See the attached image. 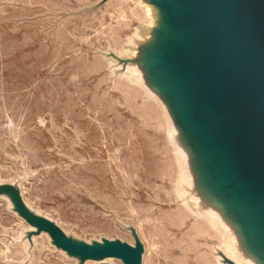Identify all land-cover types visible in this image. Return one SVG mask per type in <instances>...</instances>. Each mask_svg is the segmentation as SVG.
<instances>
[{"label": "rangeland", "instance_id": "1", "mask_svg": "<svg viewBox=\"0 0 264 264\" xmlns=\"http://www.w3.org/2000/svg\"><path fill=\"white\" fill-rule=\"evenodd\" d=\"M13 1H16V2L13 3ZM21 1H23V3ZM35 1L34 0H28V1L27 0H7L5 3L3 0H0V4H1L0 5V48H1V50H0V70H1L0 76L1 75L4 76V77H0L1 78L0 81H2V82H0V89H1L0 98L2 96V99H0V130H1L0 131V134H1L0 135V145H1V148H0V164H1L0 165V174H1L0 175V187H5V186L15 187L20 192V195H21V198H22L24 204L25 205L27 204L28 206L27 205L26 206L35 215L42 217V218L54 223L62 231L65 230L63 232L69 238L73 239L74 241H77L79 243H84V244L90 245V246L94 245V244L103 245L104 241H109V242H120L122 244H127L129 246L136 247V239H135V235H134V233H136L137 237L139 238V240H140V242L144 248V252L142 255V264H145L146 262H150V263H146V264H165V262H166V264H174L175 255L178 254L179 251L176 248H174L173 250L170 248H167L168 245H166V244H168V242H175V240H177V238L179 239L181 237V234L177 230H174L173 228H170L167 225H162L156 221L157 220L156 217L161 212L168 211V210L175 208V206H172L167 202V196H166L171 191L170 177L172 174H174V172H173L174 171L173 170L174 169L173 168V165H174L173 155H172V152L170 151V149H168L169 146L166 143L167 141L165 139L163 132L161 130H159V127L157 126L156 122H154L155 120L152 117L153 114L149 115V114L144 112L143 107L141 106V99L140 98H139V101H138V99L130 100L128 98L127 94L124 92V86H123L124 84L122 83V79L124 77V74L126 73L127 67L132 65V63L129 62L132 59H131V57L122 56L120 54L121 47L123 45H126L128 40L133 36V34L135 33V31L137 29L138 30L140 29L144 33V35H147L148 33L150 34L149 29H147L142 24V18L141 19L139 17L136 18L130 14L131 10L136 9L134 6V4H135L134 2H136V1L139 2L140 0H128L123 5L120 4V2H119L120 0H89V2H88V0L87 1L81 0L82 2H80V0H78V1L77 0H50V1L49 0H35ZM38 2H40V3H38ZM44 2L46 4H44ZM30 3H32V4H30ZM88 3H90V4H88ZM113 3H115V5ZM37 4H39V5H37ZM42 4H43V6H42ZM86 5H88V6H86ZM110 5H112V6H110ZM29 6H31V7H29ZM8 8H10V9H8ZM105 9H106V11H105ZM121 9H124L127 12V18H125V19L119 18L118 12ZM52 10H53V12H52ZM54 11H55V13H54ZM16 12L21 17L18 14H16ZM98 13H100V14H98ZM11 14H13L14 16ZM7 16H8V18H7ZM17 16H18V18H17ZM98 16H99V18H98ZM70 19L71 20L75 19V21L72 20V22H71ZM95 19H96V21H95ZM3 20H5L6 22ZM7 21L9 23H11V22L12 23L8 24ZM10 25L12 28L10 27ZM60 25H62V26H60ZM88 25H90V26H88ZM83 27H84V29H83ZM6 28L8 30H6ZM9 28H10V30H9ZM76 28H78V29H76ZM89 28H90V30H89ZM81 29H83V30H81ZM106 31H107V33H106ZM66 32H68V33H66ZM27 33H29V34H27ZM30 33H31V35H30ZM79 34H81L82 36ZM11 35L13 37H11ZM22 36L23 37L25 36V37L23 38ZM15 37H17L18 40ZM97 38H99V39H97ZM6 41H8V42H6ZM88 41H89V43H88ZM18 42L20 44H18ZM35 42H37V43H35ZM73 46H75L76 49ZM141 46H142V43H139L138 48ZM34 47H36V48L34 49ZM78 50H79V52H78ZM99 50L103 51V53L100 52ZM72 54L75 57H73ZM78 54H81V55H78ZM84 55L86 57H84ZM16 57H19V58L17 59ZM75 58H76L78 63L76 62ZM81 58H83V59H81ZM2 59H3V61H2ZM73 59L75 60V62ZM97 60L98 61L100 60L101 62L97 63ZM125 61H126V63H125ZM85 62H87V63H85ZM16 63L18 65H16ZM3 67H4V69H3ZM102 67H103V69H102ZM54 69H56V70H54ZM80 69H82V70H80ZM117 69H119V70H117ZM39 70H41V71H39ZM91 70L94 71L95 73L98 72L99 74L97 73L94 76V72H92ZM60 72H62V73H60ZM86 72H89V73H86ZM110 72H111V75H110ZM48 73H49V75H48ZM67 73H68V75H67ZM75 73H77V74H75ZM90 73H91V75H90ZM57 74H59V75H57ZM105 75H108V77ZM93 76H94V78H93ZM109 76H111V77H109ZM9 77L11 79H9ZM54 78H56V79H54ZM81 78L83 80H80ZM108 78H110V79H108ZM6 79H8V80L5 81ZM65 79H66V81H65ZM71 79H73V80H71ZM97 80H99V81H97ZM107 80H109V82ZM25 81L26 82L28 81L29 83L27 84ZM38 81H39V83H38ZM113 82L114 83L116 82V83L114 84ZM44 83L47 85H43ZM6 85H8V86H6ZM97 85L101 86V87H98ZM32 86H33V88H32ZM77 86H78V88H77ZM92 86H94V87H92ZM16 88H18V89H16ZM34 90H38L39 92L34 91ZM40 90H43V91H40ZM65 90H66V92H65ZM58 91H61V92H58ZM86 91L88 94L86 93ZM98 91H99V93L97 94ZM3 92H5V93H3ZM100 94H101V96H100ZM22 95H23V97H22ZM82 95H84V96H82ZM90 95H91V97H90ZM5 96H6V98H5ZM85 96H86V99H84ZM94 96H96V99L98 101H95ZM99 96H100V98H99ZM25 97L27 99H25ZM39 97H41V98H39ZM58 97H59V99H58ZM76 97H78V98H76ZM9 98L11 99V101ZM32 98L34 99V101L37 100V101H35L36 103L33 101L31 102V100H33ZM82 98L84 99V101L80 100ZM3 99L4 100L7 99V100L3 101ZM100 100H102V101L100 102ZM29 101L31 104L29 103ZM88 101H90V103ZM8 102H9V104H8ZM46 102H48V103H46ZM79 102H81V103H79ZM45 103H46V105H48L47 106L48 108L46 107ZM83 103L85 106H83ZM2 104H4V105H2ZM35 104H38L39 106H36ZM58 104H60V105H58ZM61 104H63V105H61ZM71 104H73L74 106ZM78 104L80 105V107L78 106ZM96 104H97V106L99 105L98 107H100V108H98L96 106ZM120 104H121V106H120ZM81 105H82V107H81ZM33 106H34V108H33ZM88 106L91 109H89ZM94 106H95V108H94ZM7 107H9V108H7ZM24 107H25V109H24ZM40 107H42V108H40ZM74 107H75V109H74ZM96 107H97V109H96ZM132 107H133V109H132ZM21 108L23 109V111ZM78 108H81V110ZM138 108H140V109L137 110ZM15 109L18 111H16ZM53 109H55V110H53ZM14 110L17 112V114ZM29 110H31V111H29ZM35 110H37V111H35ZM72 110L74 112H72ZM128 110H129V112H128ZM32 111H34V113ZM94 111H95V113H94L95 115H92V113ZM96 111H98V112H96ZM102 111H104V112H102ZM125 111H126V113H125ZM44 112H45V114H44ZM65 112H66V114H65ZM70 112H72V113H70ZM113 112H114V114H113ZM136 112L139 114V116ZM52 113H54V114L52 115ZM117 113H119V116ZM14 114H15V116H12ZM32 114H34V116ZM68 115L70 118H68V117L66 118V116H68ZM106 115H108L109 117ZM112 115L115 117H113ZM58 116H59V118H57ZM64 116H65V118H64ZM73 116L75 118H73ZM89 116L92 119L94 116L95 117L93 120L92 119L90 120V118H88ZM132 116H133V118H132ZM16 117L18 119L19 118L20 119L18 120ZM44 117H45V120H44ZM122 117H123V119H122ZM6 118H9V119H6ZM109 119H111V120H109ZM116 119L119 120V122H117ZM121 119H122V121H121ZM150 119H152V120L150 121ZM9 120L12 122H10ZM67 120L69 123L67 122L65 124L64 122ZM85 120H87V121H85ZM94 120L97 122H95ZM139 120H140V122H139ZM1 121H4V122L1 123ZM50 121L51 122L54 121V122L50 123ZM59 121L61 122V124ZM82 121L84 123H82ZM90 121L92 123H90ZM62 122H63V124H62ZM107 122H108V124H106ZM89 123H90V125H89ZM128 123H130V124L132 123V125L134 124L133 125L134 127ZM1 124H2V126H1ZM55 124H57L58 126ZM72 124H73V126H72ZM82 124H83V126H82ZM87 125H89V126H87ZM128 125H130V126L127 127ZM124 126H125V128H124ZM57 127H59V128H57ZM119 127L121 130L119 129ZM32 128H33V130H32ZM52 128H53V130H52ZM74 128H76V129H74ZM112 128H113V130H112ZM126 128L127 129L129 128V129L127 130ZM134 128L135 129L137 128V129L134 130ZM31 130L33 132H31ZM152 130H153V132H152ZM10 131H11V133H10ZM98 131H99V133H97ZM112 131H113V133H112ZM135 132H137V135ZM30 133H31V135H30ZM149 133H151V134H149ZM32 134L34 135V137L37 136V139L34 138ZM15 135H18V136H15ZM50 136H52V137L50 138ZM75 136H76V138H75ZM105 136H107V137H105ZM45 137L47 138L48 141L45 139ZM80 137H81V139L82 138L83 139L81 140ZM142 137H144V139ZM146 137H147V139H146ZM23 138H25V139H23ZM30 138L32 140H30ZM110 138H112L113 141L110 140ZM135 138H137V139H135ZM138 138H139V140H138ZM53 139H55L56 141H54ZM79 139H80V141H79ZM161 139L163 141H161ZM33 140H34V142H33ZM77 140H78V142H77ZM30 141H31V143L35 144L36 146L31 144ZM65 142H66V144H65ZM101 142L103 143L104 146L101 145L102 144ZM142 142L143 143L145 142V143L143 144ZM148 142L150 144H148ZM162 142H164V144L166 145L165 147H164V144ZM43 143H44V145H43ZM57 143H59V144H57ZM67 144L69 146H67ZM87 144H89L90 147ZM90 144H92V145H90ZM17 145H18V147H17ZM118 145H121V146H118ZM31 146L34 147V149L36 148L37 153L33 148H31ZM60 146H62V147L64 146L63 150H62V147H60ZM152 146L154 149L152 148ZM158 146H159V148H158ZM105 147H106L107 151H106ZM134 147H136V148H134ZM46 148H48V149H46ZM126 148H128V151H126L127 150ZM1 150H2V152H1ZM59 150H62V151L59 152ZM121 150L124 152H121ZM67 151H69V153ZM159 151H161V152H159ZM102 152H103V154H102ZM129 152H131V153H129ZM166 152H168V153H166ZM147 153H148V155L150 154V156H148ZM61 154H63V155L65 154V155L63 156ZM93 154H95V155H93ZM110 154H111V156H110ZM120 154H122V155L120 156ZM14 155H15V157H14ZM153 155L155 157L152 158L151 156H153ZM68 156L72 157L73 159H70V157H68ZM74 158H77V159L74 160ZM96 158H98V159H96ZM113 158H114V160H113ZM146 158H149V159L147 160ZM32 159H33L34 163L32 162ZM150 159H152V160L150 161ZM156 159H157V161H156ZM90 160H92V161H90ZM145 160L147 163L145 162ZM161 160H163V161H161ZM56 161L58 162V164ZM144 162L146 163V165ZM43 163H45V164H43ZM52 163H54L55 165ZM106 164L108 166H106ZM57 165H59V166H57ZM93 165H94V168L92 167ZM156 165H157V167H156ZM40 166L43 168H41ZM109 166H110L111 170L109 169ZM122 166H124V167H122ZM148 166L150 168H148ZM119 167H120V171H119ZM48 168H49V171H47ZM100 168H101V172H98V171H100ZM60 169H61V171H60ZM38 170H40V171H38ZM57 170H58V172H57ZM104 170H105V172H104ZM140 170H143V171H140ZM82 171H83V173L86 172V175L83 174ZM49 172H50V174H49ZM123 172H124V174L122 175ZM97 173L100 176L99 175L97 176L96 175ZM105 173H108V174H105ZM114 174H115V176H114ZM125 174H127V175H125ZM145 174H146V176H145ZM159 174H161V175H159ZM60 175L63 178H61ZM107 175H110V176L113 175L112 176L113 178L110 176H107ZM68 176H70L71 178ZM83 176H85V178ZM101 176H102V178H101ZM130 176H131V178H130ZM73 177H75V178H73ZM99 177L101 179L104 178L103 181ZM156 177L158 178V180ZM50 178H51V181H49ZM61 179H62V181H61ZM82 179H84V180H82ZM121 179L124 182L126 180V183H124ZM76 180H77V182H76ZM91 180H92V182H91ZM97 180L101 184L96 182ZM120 180H121V182H120ZM130 180L132 182H130ZM133 180L134 181L136 180L135 184L133 183L134 182ZM146 180H148V181H146ZM56 181H57V183H56ZM116 181H117V183H116ZM144 181H145V184H144ZM106 182L108 183V185ZM49 183H51V184H49ZM67 183H69L70 185H68ZM90 183H91V186H90ZM121 183H122L123 187H122ZM148 184H152V185H148ZM59 185H61V187ZM103 185L105 188L103 187ZM146 186H147V188H146ZM148 187H150V188H148ZM64 188H66V189L68 188V190H66ZM69 188H70V190H69ZM73 188H74V190H73ZM101 190L103 193L101 192ZM148 190H150L151 192L150 191L148 192ZM61 191H63L64 194ZM104 191H106V192H104ZM130 191H132V193ZM122 193H124V194H122ZM3 195L0 196V225H1L0 226V255H1L0 256V264H89L90 262L95 263V264H124L123 261H121L119 259H106L103 261L87 260L83 263V262H81V260L79 258L69 256L66 252L58 249L53 244V241L49 235L42 233L40 235L34 236L33 233L36 232L37 230L30 227L26 223V221H24L19 216L18 212L16 211V207H15L12 199L10 198V196L7 194H3ZM124 196H126V197H124ZM116 197H117V199H116ZM152 198L154 199V201ZM35 199L37 201H35ZM39 199H40V201H39ZM127 199H129V200H127ZM148 200L151 202H149ZM132 202H133V204L131 205ZM162 202H163V204H162ZM148 204H150V205H148ZM158 209H159V211H158ZM136 210L137 211L139 210V211L137 212ZM143 211H144V213H143ZM62 213H63V215H62ZM59 216H60V218H59ZM139 216H142V217H139ZM76 218H78V219H76ZM86 219H88V220H86ZM123 222H125V223H123ZM143 224H144V226H143L144 228L141 227ZM147 224H148V226H147ZM71 226H73V227H71ZM78 226H79V228H78ZM140 227H141V230H140ZM160 230H161V232H160ZM13 231L15 233H17V235ZM166 231L169 233V236H171V237H168L166 235ZM12 232H13V234H12ZM158 233H159V235H158ZM143 234H144V236H143ZM160 234H162V235L160 236ZM175 235H177V236H175ZM157 238H159V239H157ZM155 239H157V240H155ZM34 240H35V242H34ZM145 242L146 243L148 242V245ZM28 243H29V245H28ZM43 243H44V245H43ZM43 246H45V248ZM158 247H160V248L162 247V249H160ZM163 247L166 249L164 250ZM48 249H49V251H48ZM168 249H169V254H171V256L167 253ZM20 251H21V253H19ZM162 251H165V252H162ZM150 252H151V254H149ZM160 252H162V253H160ZM164 253H167V256ZM46 254H48V255H46ZM219 254L222 257V252H219ZM162 255H163V257H162ZM51 256H53L54 260L51 258ZM169 256L173 259H171ZM31 257H32V259H31ZM36 257H38V258L36 259ZM44 258H46V260ZM59 259H61V260H59ZM40 260H42V261H40ZM49 260H50V262H49ZM159 260L162 263H160ZM168 260L171 262L169 263ZM51 261H52V263H51ZM151 261H152V263H151Z\"/></svg>", "mask_w": 264, "mask_h": 264}, {"label": "water", "instance_id": "2", "mask_svg": "<svg viewBox=\"0 0 264 264\" xmlns=\"http://www.w3.org/2000/svg\"><path fill=\"white\" fill-rule=\"evenodd\" d=\"M143 1L156 9L158 21L138 48L140 57L129 62L145 66L148 86L166 98L195 153L197 193L232 214L264 263V0ZM3 194L34 235H49L69 256L142 264L136 233V247L79 243L35 215L15 187H0Z\"/></svg>", "mask_w": 264, "mask_h": 264}, {"label": "bare ground", "instance_id": "3", "mask_svg": "<svg viewBox=\"0 0 264 264\" xmlns=\"http://www.w3.org/2000/svg\"><path fill=\"white\" fill-rule=\"evenodd\" d=\"M5 3H6V1L5 0H3ZM28 1V0H27ZM35 1V0H34ZM50 1V0H49ZM78 1V0H77ZM85 1H87V0H85ZM84 1V2H85ZM128 0H120L119 2H120V4L121 5H123V4H125L126 2H127ZM14 2H16V1H13V3ZM22 3H23V1H21ZM36 2V1H35ZM80 2H82L81 0H80ZM88 2H89V0H88ZM8 3V2H7ZM11 3V2H10ZM19 3V2H18ZM21 3V4H22ZM25 3V2H24ZM37 3V2H36ZM38 3H40V2H38ZM61 3V2H60ZM117 3V2H116ZM135 4H134V6H135V8L136 9H133V10H131L130 11V14L133 16V17H136V18H142V24L147 28V29H149V31H150V33H152V30L156 27V25H157V21H158V13H157V11H156V9L153 7V6H151V5H149V4H147L145 1H143V0H140L139 2H134ZM137 3V4H136ZM3 4V3H2ZM29 4V3H28ZM30 4H32V3H30ZM44 4H46L45 2H44ZM56 4V3H55ZM79 4V3H78ZM77 4V5H78ZM84 4V3H83ZM88 4H90V3H88ZM112 4V3H111ZM114 5H115V3H113ZM1 5V4H0ZM8 5V4H7ZM14 5V4H13ZM37 5H39V4H37ZM48 5V4H47ZM60 5V4H59ZM68 5V4H67ZM82 5V4H81ZM85 5V4H84ZM95 5V4H94ZM33 6V5H32ZM42 6H43V4H42ZM86 6H88V5H86ZM91 6V5H90ZM93 6V5H92ZM110 6H112V5H110ZM29 7H31V6H29ZM121 7V6H120ZM11 8V7H10ZM10 8H8V9H10ZM62 8V7H61ZM66 8V7H65ZM80 8V7H79ZM15 9V8H14ZM109 9V8H108ZM13 10V9H12ZM51 10V9H50ZM59 10V9H58ZM68 10V9H67ZM71 10V9H70ZM73 10V9H72ZM75 10V9H74ZM77 10V9H76ZM105 11H106V9H105ZM8 12V11H7ZM11 12V11H10ZM18 12V11H17ZM16 12V14H18ZM52 12H53V10H52ZM60 12V11H59ZM62 12V11H61ZM64 12V11H63ZM12 13V12H11ZM15 13V12H14ZM54 13H55V11H54ZM101 13V12H100ZM100 13H98V14H100ZM67 14V13H66ZM105 14V13H104ZM103 14V15H104ZM108 14V13H107ZM11 15H13V14H11ZM10 15V16H11ZM19 15V14H18ZM60 15V14H59ZM81 15V14H80ZM92 15V14H91ZM118 15H119V18H123V19H125V18H127V12L124 10V9H121V10H119V12H118ZM14 16V15H13ZM20 16V15H19ZM21 17V16H20ZM7 18H8V16H7ZM14 18V17H13ZM17 18H18V16H17ZM55 18V17H54ZM95 18V17H94ZM98 18H99V16H98ZM103 18V17H102ZM105 18V17H104ZM11 19V18H10ZM56 19V18H55ZM58 19V18H57ZM97 19V18H96ZM96 19H95V21H96ZM7 20V19H6ZM13 20V19H12ZM72 20H74L75 21V19H72ZM72 20L70 19V21L72 22ZM3 21H5V20H3ZM79 21V20H78ZM82 21V20H81ZM90 21V20H89ZM94 21V22H95ZM140 21V20H139ZM6 22V21H5ZM8 22V21H7ZM11 22V21H10ZM103 22V21H102ZM12 23V22H11ZM11 23H9L8 22V24H11ZM87 23V22H86ZM105 23V22H104ZM2 24V23H1ZM5 24V23H4ZM69 24V23H68ZM93 24V23H92ZM102 24V23H101ZM59 25V24H58ZM80 25V24H79ZM78 25V26H79ZM99 25V24H98ZM60 26H62V25H60ZM76 26V25H75ZM88 26H90V25H88ZM10 27H11V25H10ZM92 27V26H91ZM90 27V28H91ZM94 27V26H93ZM97 27V26H96ZM100 27V26H99ZM12 28V27H11ZM49 28V27H48ZM55 28V27H54ZM63 28V27H62ZM90 28H89V30H90ZM95 28V27H94ZM76 29H78V28H76ZM83 29H84V27H83ZM83 29H81V30H83ZM99 29V28H98ZM104 29V28H103ZM102 29V30H103ZM6 30H8L7 28H6ZM9 30H10V28H9ZM55 30V29H54ZM69 30V29H68ZM5 31V30H4ZM85 31V30H84ZM27 32V31H26ZM60 32V31H59ZM65 32V31H64ZM69 32V31H68ZM68 32H66V33H68ZM74 32V31H73ZM80 32V31H79ZM87 32V31H86ZM93 32V31H92ZM2 33V32H1ZM20 33V32H19ZM71 33V32H70ZM84 33V32H83ZM106 33H107V31H106ZM27 34H29V33H27ZM34 34V33H33ZM54 34V33H53ZM86 34V33H85ZM23 35V34H22ZM26 35V34H25ZM30 35H31V33H30ZM43 35V34H42ZM79 35H81V34H79ZM62 36V35H61ZM66 36V35H65ZM77 36V35H76ZM82 36V35H81ZM11 37H13L12 35H11ZM23 37V36H22ZM25 37V36H24ZM23 37V38H24ZM33 37V36H32ZM58 37V36H57ZM74 37V36H73ZM86 37V36H85ZM89 37V36H88ZM15 38H17V37H15ZM20 38V37H19ZM53 38V37H52ZM70 38V37H69ZM75 38V37H74ZM87 38V37H86ZM85 38V39H86ZM91 38V37H90ZM41 39V38H40ZM57 39V38H56ZM59 39V38H58ZM71 39V38H70ZM76 39V38H75ZM97 39H99V38H97ZM151 39V36H150V34L148 33L147 35H144V33L139 29H137L136 31H135V33L133 34V36L128 40V42L126 43V45H123L122 47H121V52H120V54L122 55V56H127V57H131V59L133 58V59H138L139 57H140V52H138V44L139 43H145V42H147V41H149ZM15 40V39H14ZM17 40H18V38H17ZM16 40V41H17ZM33 40V39H32ZM55 40V39H54ZM9 41V40H8ZM8 41H6V42H8ZM21 41V40H20ZM42 41V40H41ZM53 41V40H52ZM108 41V40H107ZM13 42V41H12ZM15 42V41H14ZM22 42V41H21ZM44 42V41H43ZM35 43H37V42H35ZM40 43V42H39ZM46 43V42H45ZM53 43V42H52ZM75 43V42H74ZM88 43H89V41H88ZM18 44H20L19 42H18ZM43 44V43H42ZM80 44V43H79ZM92 44V43H91ZM37 45V44H36ZM49 45V44H48ZM67 45V44H66ZM34 46V45H33ZM41 46V45H40ZM62 46V45H61ZM78 46V45H77ZM73 47H75V46H73ZM36 47H34V49H35ZM88 48V47H87ZM72 49V48H71ZM74 49V48H73ZM75 49H76V47H75ZM0 50H1V48H0ZM36 51V50H35ZM34 51V52H35ZM100 51V50H99ZM31 52V51H30ZM78 52H79V50H78ZM77 52V53H78ZM100 52H102L103 53V51H100ZM28 53V52H27ZM75 53V52H74ZM24 54V53H23ZM22 54V55H23ZM69 54V53H68ZM5 55V54H4ZM17 55V54H16ZM15 55V56H16ZM73 55V54H72ZM78 55H81V54H78ZM77 55V56H78ZM120 55V56H121ZM73 57H75L74 55H73ZM82 57V56H81ZM84 57H86L85 55H84ZM17 59L19 58V57H16ZM81 59H83V58H81ZM101 59V58H100ZM74 60V59H73ZM75 60H76V58H75ZM75 60H74V62H75ZM103 60V59H102ZM2 61H3V59H2ZM46 61V60H45ZM69 61V60H68ZM93 61V60H92ZM76 62H77V60H76ZM99 62H101L100 60L98 61L97 60V63H99ZM19 63V62H18ZM33 63V62H32ZM50 63V62H49ZM78 63V62H77ZM82 63V62H81ZM85 63H87V62H85ZM90 63V62H89ZM64 64V63H63ZM94 64V63H93ZM107 64V63H106ZM2 65V64H1ZM6 65V64H5ZM16 65H18L17 63H16ZM31 65V64H30ZM69 65V64H68ZM72 65V64H71ZM74 65V64H73ZM99 65V64H98ZM66 66V65H65ZM93 66V65H92ZM97 66V65H96ZM108 66V65H107ZM8 67V66H7ZM25 67V66H24ZM79 67V66H78ZM91 67V66H90ZM95 67V66H94ZM113 67V66H112ZM27 68V67H26ZM48 68V67H47ZM82 68V67H81ZM96 68V67H95ZM98 68V67H97ZM107 68V67H106ZM3 69H4V67H3ZM8 69V68H7ZM37 69V68H36ZM50 69V68H49ZM71 69V68H70ZM75 69V68H74ZM90 69V68H89ZM102 69H103V67H102ZM105 69V68H104ZM6 70V69H5ZM54 70H56V69H54ZM67 70V69H66ZM73 70V69H72ZM80 70H82V69H80ZM117 70H119V69H117ZM1 71V70H0ZM4 71V70H3ZM39 71H41V70H39ZM60 71V70H59ZM85 71V70H84ZM92 71V70H91ZM49 72V71H48ZM82 72V71H81ZM90 72V71H89ZM89 72H86V73H89ZM92 72H94V71H92ZM7 73V72H6ZM60 73H62V72H60ZM79 73V72H78ZM98 73V72H97ZM97 73H95L94 72V76H95V74H97ZM104 73V72H103ZM19 74V73H18ZM51 74V73H50ZM53 74V73H52ZM75 74H77V73H75ZM85 74V73H84ZM83 74V75H84ZM99 74V73H98ZM48 75H49V73H48ZM57 75H59V74H57ZM62 75V74H61ZM65 75V74H64ZM67 75H68V73H67ZM90 75H91V73H90ZM110 75H111V72H110ZM7 76V75H6ZM18 76V75H17ZM25 76V75H24ZM45 76V75H44ZM89 76V75H88ZM94 76H93V78H94ZM105 76H107L108 77V75H105ZM0 77H4V76H0ZM26 77V76H25ZM50 77V76H49ZM52 77V76H51ZM55 77V76H54ZM78 77V76H77ZM86 77V76H85ZM109 77H111V76H109ZM23 78V77H22ZM28 78V77H27ZM53 78V77H52ZM66 78V77H65ZM96 78V77H95ZM105 78V77H104ZM5 79V78H4ZM9 79H11L10 77H9ZM54 79H56V78H54ZM108 79H110V78H108ZM0 80H1V78H0ZM8 79H6L5 81H7ZM27 80V79H26ZM36 80V79H35ZM39 80V79H38ZM61 80V79H60ZM71 80H73V79H71ZM80 80H83L82 78L80 79ZM106 80V79H105ZM30 81V80H29ZM40 81V80H39ZM39 81H38V83H39ZM50 81V80H49ZM48 81V82H49ZM65 81H66V79H65ZM97 81H99V80H97ZM104 81V80H103ZM108 82H109V80H107ZM148 81H149V78H148V76H147V73H146V68H145V66H139V65H135V64H132V65H130V66H128L127 67V69H126V73L124 74V77H123V79H122V83L124 84L123 86H124V92L127 94V96H128V98L130 99V100H136V99H138V101H139V98L141 99V106L143 107V110H144V112L145 113H147V114H153V119L155 120L154 122H156V124H157V126L159 127V130H161L162 132H163V134H164V136H165V139H166V143H167V145L169 146V148L168 149H170V151L172 152V155H173V162H174V165H173V172H174V174H172L171 175V177H170V184H171V191H170V193H168L166 196H167V202L170 204V205H172V206H175V208H173V209H171V210H168V211H164V212H161L156 218H157V222L158 223H160V224H162V225H167V226H169L170 228H173L174 230H177L178 232H180V234H181V237L178 239L177 238V240H175V242H168V244H166V245H168L167 246V248H170V249H174V248H176L179 252H178V254H176L175 255V259H174V264H225L224 263V260H223V257H221V255L219 254V252H222V255L224 256V257H226L227 259H229V260H231L232 262H234L235 264H264L263 262H261V261H259L258 259H257V257L254 255V253L251 251V249H249L248 247H247V242H246V238H247V235H244L243 234V231L241 230V228L239 227V225L236 223V221H235V219H234V217L232 216V214H230L228 211H226V209L222 206V204L219 202V201H217V200H214L212 203H210V202H208V201H206L204 198H203V196H201L199 193H197L198 191H197V188H198V186H199V184H200V176H199V174H197L196 172H195V166H196V161H195V159H196V155H195V153L189 148V145H187V143H186V137H185V135H184V133H183V131L182 130H180V128L178 127L179 125H178V123H177V121L175 120V118H174V115L172 114V110H171V107H170V105L168 104V102H167V100H166V98L165 97H163L162 95H159V94H157L153 89H151L149 86H148ZM0 82H2V81H0ZM18 82V81H17ZM26 82V81H25ZM31 82V81H30ZM37 82V81H36ZM44 82V81H43ZM42 82V83H43ZM90 82V81H89ZM88 82V83H89ZM92 82V81H91ZM20 83V82H19ZM27 84L29 83L28 81L26 82ZM77 83V82H76ZM87 83V84H88ZM102 83V82H101ZM114 83V82H113ZM116 83V82H115ZM114 83V84H115ZM41 84V83H40ZM95 84V83H94ZM100 84V83H99ZM20 85V84H19ZM25 85V84H24ZM43 85H47V84H43ZM74 85V84H73ZM101 85V84H100ZM2 86V85H1ZM6 86H8V85H6ZM26 86V85H25ZM81 86V85H80ZM86 86V85H85ZM98 86V85H97ZM96 86V87H97ZM103 86V85H102ZM106 86V85H105ZM3 87V86H2ZM18 87V86H17ZM22 87V86H21ZM40 87V86H39ZM38 87V88H39ZM54 87V86H53ZM92 87H94V86H92ZM98 87H101V86H98ZM11 88V87H10ZM32 88H33V86H32ZM55 88V87H54ZM65 88V87H64ZM69 88V87H68ZM77 88H78V86H77ZM81 88V87H80ZM12 89V88H11ZM10 89V90H11ZM15 89V88H14ZM16 89H18V88H16ZM30 89V88H29ZM36 89V88H35ZM41 89V88H40ZM43 89V88H42ZM66 89V88H65ZM105 89V88H104ZM8 90V89H7ZM31 90V89H30ZM29 90V91H30ZM73 90V89H72ZM71 90V91H72ZM80 90V89H79ZM106 90V89H105ZM108 90V89H107ZM114 90V89H113ZM0 91H1V89H0ZM28 91V92H29ZM34 91H37V92H39L38 90H34ZM40 91H43V90H40ZM45 91V90H44ZM70 91V92H71ZM53 92V91H52ZM58 92H61V91H58ZM65 92H66V90H65ZM78 92V91H77ZM89 92V91H88ZM101 92V91H100ZM105 92V91H104ZM3 93H5V92H3ZM13 93V92H12ZM74 93V92H73ZM86 93H87V91H86ZM90 93V92H89ZM94 93V92H93ZM99 93V91L97 92V94ZM108 93V92H107ZM2 94V93H1ZM16 94V93H15ZM25 94V93H24ZM33 94V93H32ZM43 94V93H42ZM47 94V93H46ZM63 94V93H62ZM75 94V93H74ZM88 94V93H87ZM86 94V95H87ZM6 95V94H5ZM26 95V94H25ZM24 95V96H25ZM44 95V94H43ZM51 95V94H50ZM59 95V94H58ZM61 95V94H60ZM104 95V94H103ZM4 96V95H3ZM7 96V95H6ZM6 96H5V98H6ZM12 96V95H11ZM35 96V95H34ZM56 96V95H55ZM66 96V95H65ZM82 96H84V95H82ZM100 96H101V94H100ZM100 96H99V98H100ZM14 97V96H13ZM21 97V96H20ZM19 97V98H20ZM22 97H23V95H22ZM27 97V96H26ZM25 97V99H27ZM36 97V96H35ZM50 97V96H49ZM53 97V96H52ZM60 97V96H59ZM59 97H58V99H59ZM62 97V96H61ZM90 97H91V95H90ZM93 97V96H92ZM34 98V97H33ZM32 98V99H33ZM39 98H41V97H39ZM76 98H78V97H76ZM80 98V97H79ZM94 98H95V101H98L97 99H96V96H94ZM0 99H2V96H1V98ZM10 99V98H9ZM75 99V98H74ZM84 99H86V96H85V98ZM84 99L82 98V99H80V100H83L84 101ZM7 99H3V101H6ZM20 100V99H19ZM31 100V99H30ZM41 100V99H40ZM43 100V99H42ZM48 100V99H47ZM62 100V99H61ZM79 100V101H80ZM93 100V99H92ZM104 100V99H103ZM114 100V99H113ZM10 101H11V99H10ZM23 101V100H22ZM35 102V101H37V100H35L34 101V99L33 100H31V102ZM39 101V100H38ZM51 101V100H50ZM75 101V100H74ZM91 101V100H90ZM90 101H88L89 103H90ZM102 100H100V102H101ZM40 102V101H39ZM54 102V101H53ZM63 102V101H62ZM65 102V101H64ZM82 102V101H81ZM81 102H79V103H81ZM87 102V103H88ZM105 102V101H104ZM103 102V103H104ZM26 103V102H25ZM29 103H30V101H29ZM36 103V102H35ZM41 103V102H40ZM46 103H48V102H46ZM46 103H45V105H46ZM60 103V102H59ZM66 103V102H65ZM64 103V104H65ZM78 103V102H77ZM97 103V102H96ZM118 103V102H117ZM8 104H9V102H8ZM12 104V103H11ZM31 104V103H30ZM29 104V105H30ZM33 104V103H32ZM39 104V103H38ZM38 104H35L36 106H39ZM43 104V103H42ZM68 104V103H67ZM109 104V103H108ZM137 104V103H136ZM2 105H4V104H2ZM20 105V104H19ZM18 105V106H19ZM34 105V104H33ZM58 105H60V104H58ZM61 105H63V104H61ZM71 105H73V104H71ZM77 105V104H76ZM92 105V104H91ZM111 105V104H110ZM9 106V105H8ZM11 106V105H10ZM32 106V105H31ZM41 106V105H40ZM44 106V105H43ZM42 106V107H43ZM48 105H46V107H47ZM56 106V105H55ZM74 106V105H73ZM78 106L80 107V105L78 104ZM83 106H85L84 105V103H83ZM87 106V105H86ZM96 106H97V104H96ZM99 106V105H98ZM97 106V107H98ZM112 106V105H111ZM110 106V107H111ZM116 106V105H115ZM120 106H121V104H120ZM124 106V105H123ZM2 107V106H1ZM22 107V106H21ZM42 107H40V108H42ZM50 107V106H49ZM63 107V106H62ZM71 107V106H70ZM81 107H82V105H81ZM97 107H96V109H97ZM5 108V107H4ZM7 108H9V107H7ZM20 108V107H19ZM33 108H34V106H33ZM32 108V109H33ZM48 108V107H47ZM46 108V109H47ZM54 108V107H53ZM61 108V107H60ZM67 108V107H66ZM88 108L89 109H91L89 106H88ZM94 108H95V106H94ZM98 108H100V107H98ZM3 109V108H2ZM1 109V110H2ZM6 109V108H5ZM22 109V108H21ZM24 109H25V107H24ZM31 109V108H30ZM62 109V108H61ZM65 109V108H64ZM74 109H75V107H74ZM78 109H80L81 110V108H78ZM95 109V110H96ZM128 109V108H127ZM132 109H133V107H132ZM140 108H138L137 110H139ZM11 110V109H10ZM16 110V109H15ZM14 110V111H15ZM42 110V109H41ZM48 110V109H47ZM53 110H55V109H53ZM84 110V109H83ZM86 110V109H85ZM116 110V109H115ZM136 110V109H135ZM136 110V111H137ZM142 110V109H141ZM3 111V110H2ZM6 111V110H5ZM16 111H18V110H16ZM15 111V112H16ZM22 111H23V109H22ZM21 111V112H22ZM29 111H31V110H29ZM35 111H37V110H35ZM49 111V110H48ZM76 111V110H75ZM79 111V110H78ZM123 111V110H122ZM133 111V110H132ZM14 112V113H15ZM33 113H34V111H32ZM31 112V113H32ZM56 112V111H55ZM64 112V111H63ZM72 112H74L73 110H72ZM72 112H70V113H72ZM88 112V111H87ZM96 112H98V111H96ZM102 112H104V111H102ZM101 112V113H102ZM119 112V111H118ZM124 112V111H123ZM128 112H129V110H128ZM127 112V113H128ZM134 112V111H133ZM140 112V111H139ZM6 113V112H5ZM10 113V112H9ZM8 113V114H9ZM61 113V112H60ZM95 113V111L92 113V115H95L94 114ZM125 113H126V111H125ZM135 113V112H134ZM137 113V112H136ZM3 114V113H2ZM7 114V113H6ZM5 114V115H6ZM11 114V113H10ZM16 114H17V112H16ZM19 114V113H18ZM24 114V113H23ZM28 114V113H27ZM44 114H45V112H44ZM54 113H52V115H53ZM57 114V113H56ZM65 114H66V112H65ZM88 114V113H87ZM97 114V113H96ZM103 114V113H102ZM113 114H114V112H113ZM118 114V116H119V113H117ZM132 114V113H131ZM138 114V113H137ZM136 114V115H137ZM143 114V113H142ZM4 115V114H3ZM21 115V114H20ZM25 115V114H24ZM30 115V114H29ZM33 116H34V114H32ZM36 115V114H35ZM43 115V114H42ZM63 115V114H62ZM73 115V114H72ZM77 115V114H76ZM80 115V114H79ZM2 116V115H1ZM9 116V115H8ZM7 116V117H8ZM12 116H15V114L14 115H12ZM18 116V115H17ZM91 116V115H90ZM88 117V118H90V120L92 119L91 117ZM100 116V115H99ZM106 116H108V115H106ZM113 116V115H112ZM138 116H139V114H138ZM20 117V116H19ZM23 117V116H22ZM40 117V116H39ZM43 117V116H42ZM61 117V116H60ZM70 118L69 117V115L68 116H66V118ZM95 117V116H94ZM94 117H93V119H94ZM109 117V116H108ZM113 117H115V116H113ZM137 117V116H136ZM146 117V116H145ZM151 117V116H150ZM2 118V117H1ZM12 118V117H11ZM10 118V119H11ZM17 118V117H16ZM15 118V119H16ZM21 118V117H20ZM19 118V119H20ZM33 118V117H32ZM41 118V117H40ZM57 118H59V116L57 117ZM64 118H65V116H64ZM73 118H75L74 116H73ZM72 118V119H73ZM87 118V119H88ZM132 118H133V116H132ZM147 118V117H146ZM6 119H9V118H6ZM18 119V118H17ZM18 119V120H19ZM50 119V118H49ZM71 119V120H72ZM92 119V120H93ZM96 119V118H95ZM104 119V118H103ZM122 119H123V117H122ZM122 119H121V121H122ZM12 120V119H11ZM32 120V119H31ZM44 120H45V117H44ZM54 120V119H53ZM98 120V119H97ZM106 120V119H105ZM109 120H111V119H109ZM117 120V119H116ZM128 120V119H127ZM148 120V119H147ZM152 119H150V121H151ZM7 121V120H6ZM10 121V120H9ZM13 121V120H12ZM12 121H10V122H12ZM55 121V120H54ZM54 121H52V122H54ZM58 121V120H57ZM73 121V120H72ZM85 121H87V120H85ZM89 121V120H88ZM95 121V120H94ZM100 121V120H99ZM124 121V120H123ZM132 121V120H131ZM138 121V120H137ZM2 122H4V121H1V123ZM45 122V121H44ZM51 121H50V123H52ZM60 122V121H59ZM68 122V120L67 121H65L64 123L66 124ZM79 122V121H78ZM95 122H97V121H95ZM105 122V121H104ZM109 122V121H108ZM108 122L106 123V124H108ZM117 122H119V120H117ZM116 122V123H117ZM129 122V121H128ZM139 122H140V120H139ZM14 123V122H13ZM22 123V122H21ZM49 123V122H48ZM69 123V122H68ZM72 123V122H71ZM76 123V122H75ZM82 123H84L83 121H82ZM90 123H92L91 121H90ZM90 123H89V125H90ZM99 123V122H98ZM126 123V122H125ZM31 124V123H30ZM60 124H61V122H60ZM62 124H63V122H62ZM95 124V123H94ZM102 124V123H101ZM105 124V123H104ZM105 124V125H106ZM128 124H130V123H128ZM4 125V124H3ZM17 125V124H16ZM27 125V124H26ZM29 125V124H28ZM38 125V124H37ZM41 125V124H40ZM52 125V124H51ZM55 125H57V124H55ZM76 125V124H75ZM74 125V126H75ZM89 125H87V126H89ZM118 125V124H117ZM131 126H133L132 125V123L130 124ZM130 125H128L127 127H129ZM143 125V124H142ZM152 125V124H151ZM1 126H2V124H1ZM49 126V125H48ZM58 126V125H57ZM62 126V125H61ZM64 126V125H63ZM72 126H73V124H72ZM82 126H83V124H82ZM16 127V126H15ZM55 127V126H54ZM66 127V126H65ZM109 127V126H108ZM134 127V126H133ZM57 128H59V127H57ZM69 128V127H68ZM114 128V127H113ZM113 128H112V130H113ZM124 128H125V126H124ZM14 129V128H13ZM55 129V128H54ZM72 129V128H71ZM74 129H76V128H74ZM118 129V128H117ZM119 129H120V127H119ZM127 129V128H126ZM125 129V130H126ZM129 129V128H128ZM127 129V130H128ZM137 129V128H136ZM135 128H134V130H136ZM23 130V129H22ZM32 130H33V128H32ZM31 130V132H33ZM52 130H53V128H52ZM56 130V129H55ZM121 130V129H120ZM133 130V131H134ZM1 131V130H0ZM21 131V130H20ZM24 131V130H23ZM39 131V130H38ZM42 131V130H41ZM60 131V130H59ZM64 131V130H63ZM62 131V132H63ZM76 131V130H75ZM149 131V130H148ZM158 131V130H157ZM160 131V132H161ZM28 132V131H27ZM54 132V131H53ZM58 132V131H57ZM131 132V131H130ZM138 132V131H137ZM137 132H135L136 133V135H137ZM143 132V131H142ZM152 132H153V130H152ZM155 132V131H154ZM10 133H11V131H10ZM9 133V134H10ZM14 133V132H13ZM17 133V132H16ZM25 133V132H24ZM35 133V132H34ZM38 133V132H37ZM61 133V132H60ZM79 133V132H78ZM97 133H99V131L97 132ZM104 133V132H103ZM112 133H113V131H112ZM134 133V132H133ZM7 134V133H6ZM40 134V133H39ZM51 134V133H50ZM53 134V133H52ZM62 134V133H61ZM84 134V133H83ZM82 134V135H83ZM145 134V133H144ZM149 134H151V133H149ZM1 135V134H0ZM3 135V134H2ZM12 135V134H11ZM30 135H31V133H30ZM33 135V134H32ZM37 135V134H36ZM55 135V134H54ZM59 135V134H58ZM67 135V134H66ZM76 135V134H75ZM79 135V134H78ZM14 136V135H13ZM15 136H18V135H15ZM25 136V135H24ZM27 136V135H26ZM29 136V135H28ZM48 136V135H47ZM77 136V135H76ZM76 136H75V138H76ZM81 136V135H80ZM84 136V135H83ZM82 136V137H83ZM131 136V135H130ZM146 136V135H145ZM163 136V137H164ZM33 137H34V135H33ZM39 137V136H38ZM52 136H50V138H51ZM55 137V136H54ZM59 137V136H58ZM69 137V136H68ZM105 137H107V136H105ZM104 137V138H105ZM114 137V136H113ZM157 137V136H156ZM155 137V138H156ZM26 138V137H25ZM25 138H23V139H25ZM34 138H36L37 139V136L36 137H34ZM33 138V139H34ZM57 138V137H56ZM65 138V137H64ZM100 138V137H99ZM131 138V137H130ZM143 139H144V137H142ZM153 138V137H152ZM4 139V138H3ZM18 139V138H17ZM22 139V140H23ZM45 139L47 140V138L45 137ZM80 139H81V137H80ZM80 139H79V141H80ZM83 139V138H82ZM81 139V140H82ZM109 139V138H108ZM114 139V138H113ZM135 139H137V138H135ZM146 139H147V137H146ZM145 139V140H146ZM150 139V138H149ZM163 139V138H162ZM161 139V141H163ZM30 140H32L31 138H30ZM41 140V139H40ZM50 140V139H49ZM54 141H56L55 139H53ZM59 140V139H58ZM66 140V139H65ZM110 140H112V138H110ZM129 140V139H128ZM138 140H139V138H138ZM2 141V140H1ZM18 141V140H17ZM45 141V140H44ZM48 141V140H47ZM72 141V140H71ZM106 141V140H105ZM113 141V140H112ZM142 141V140H141ZM160 141V142H161ZM33 142H34V140H33ZM58 142V141H57ZM75 142V141H74ZM77 142H78V140H77ZM151 142V141H150ZM159 142V143H160ZM17 143V142H16ZM30 143H31V141H30ZM42 143V142H41ZM49 143V142H48ZM52 143V142H51ZM71 143V142H70ZM97 143V142H96ZM95 143V144H96ZM102 143V142H101ZM143 143V142H142ZM141 143V144H142ZM145 143V142H144ZM143 143V144H144ZM163 144H164V142H162ZM3 144V143H2ZM28 144V143H27ZM31 144H33V143H31ZM57 144H59V143H57ZM56 144V145H57ZM62 144V143H61ZM64 144V143H63ZM65 144H66V142H65ZM69 144V143H68ZM67 144V146H69ZM74 144V143H73ZM80 144V143H79ZM135 144V143H134ZM148 144H150L149 142H148ZM162 144V145H163ZM5 145V144H4ZM15 145V144H14ZM34 146H36L35 144H33ZM40 145V144H39ZM43 145H44V143H43ZM50 145V144H49ZM78 145V144H77ZM88 146H89V144H87ZM90 145H92V144H90ZM102 146H104L103 145V143L101 144ZM115 145V144H114ZM117 145V144H116ZM160 145V144H159ZM20 146V145H19ZM51 146V145H50ZM49 146V147H50ZM71 146V145H70ZM74 146V145H73ZM72 146V147H73ZM87 146V147H88ZM98 146V145H97ZM106 146V145H105ZM108 146V145H107ZM118 146H121V145H118ZM145 146V145H144ZM166 145L164 144V147H165ZM4 147V146H3ZM17 147H18V145H17ZM23 147V146H22ZM48 147V148H49ZM60 147H62V146H60ZM64 147V146H63ZM63 147H62V150H63ZM71 147V148H72ZM75 147V146H74ZM78 147V146H77ZM85 147V146H84ZM90 147V146H89ZM109 147V146H108ZM112 147V146H111ZM115 147V146H114ZM146 147V146H145ZM150 147V146H149ZM0 148H1V145H0ZM30 148V147H29ZM31 148H33L34 149V147H32L31 146ZM30 148V149H31ZM48 148H46V149H48ZM51 148V147H50ZM70 148V147H69ZM86 148V147H85ZM97 148V147H96ZM117 148V147H116ZM133 148V147H132ZM134 148H136V147H134ZM152 148H153V146H152ZM151 148V149H152ZM158 148H159V146H158ZM162 148V147H161ZM167 148V147H166ZM28 149V148H27ZM38 149V148H37ZM53 149V148H52ZM73 149V148H72ZM75 149V148H74ZM82 149V148H81ZM92 149V148H91ZM105 149H106V147H105ZM114 149V148H113ZM127 150L126 151H128V148H126ZM147 149V148H146ZM149 149V148H148ZM154 149V148H153ZM152 149V150H153ZM9 150V149H8ZM16 150V149H15ZM24 150V149H23ZM35 151H36V148L34 149ZM39 150V149H38ZM43 150V149H42ZM62 150H59V152L60 151H62ZM65 150V149H64ZM76 150V149H75ZM97 150V149H96ZM111 150V149H110ZM116 150V149H115ZM131 150V149H130ZM150 150V149H149ZM157 150V149H156ZM31 151V150H30ZM40 151V150H39ZM38 151V152H39ZM78 151V150H77ZM91 151V150H90ZM106 151H107V149H106ZM143 151V150H142ZM154 151V150H153ZM152 151V152H153ZM158 151V150H157ZM1 152H2V150H1ZM33 152V151H32ZM68 153H69V151H67ZM104 152V151H103ZM103 152H102V154H103ZM121 152H124V151H122L121 150ZM135 152V151H134ZM144 152V151H143ZM151 152V151H150ZM155 152V151H154ZM159 152H161V151H159ZM14 153V152H13ZM24 153V152H23ZM36 153H37V151H36ZM46 153V152H45ZM50 153V152H49ZM56 153V152H55ZM110 153V152H109ZM112 153V152H111ZM114 153V152H113ZM116 153V152H115ZM120 153V152H119ZM129 153H131V152H129ZM145 153V152H144ZM158 153V152H157ZM166 153H168V152H166ZM6 154V153H5ZM44 154V153H43ZM67 154V153H66ZM74 154V153H73ZM96 154V153H95ZM95 154H93V155H95ZM100 154V153H99ZM107 154V153H106ZM123 154V153H122ZM122 154H120V156L122 155ZM159 154V153H158ZM161 154V153H160ZM17 155V154H16ZM61 155H63V154H61ZM65 155V154H64ZM63 155V156H64ZM87 155V154H86ZM144 155V154H143ZM147 155H148V153H147ZM146 155V156H147ZM157 155V154H156ZM34 156V155H33ZM47 156V155H46ZM54 156V155H53ZM71 156V155H70ZM70 156H68V157H70ZM75 156V155H74ZM110 156H111V154H110ZM117 156V155H116ZM148 156H150V154L148 155ZM14 157H15V155H14ZM13 157V158H14ZM26 157V156H25ZM35 157V156H34ZM57 157V156H56ZM96 157V156H95ZM115 157V156H114ZM128 157V156H127ZM152 158L153 157H155L154 155L153 156H151ZM169 157V156H168ZM27 158V157H26ZM36 158V157H35ZM39 158V157H38ZM44 158V157H43ZM50 158V157H49ZM54 158V157H53ZM67 158V157H66ZM111 158V157H110ZM126 158V157H125ZM159 158V157H158ZM55 159V158H54ZM70 159H73L72 157H70ZM77 158H74V160H76ZM88 159V158H87ZM96 159H98V158H96ZM95 159V160H96ZM141 159V158H140ZM147 160L149 159V158H146ZM52 160V159H51ZM58 160V159H57ZM61 160V159H60ZM73 160V161H74ZM79 160V159H78ZM102 160V159H101ZM113 160H114V158H113ZM122 160V159H121ZM136 160V159H135ZM139 160V159H138ZM152 159H150V161H151ZM81 161V160H80ZM83 161V160H82ZM89 161V160H88ZM90 161H92V160H90ZM108 161V160H107ZM149 161V162H150ZM156 161H157V159H156ZM161 161H163V160H161ZM171 161V160H170ZM32 162L34 163V161H33V159H32ZM52 162V161H51ZM55 162V161H54ZM57 162V161H56ZM98 162V161H97ZM114 162V161H113ZM121 162V161H120ZM145 162H146V160H145ZM144 162V163H145ZM65 163V162H64ZM68 163V162H67ZM88 163V162H87ZM95 163V162H94ZM106 163V162H105ZM133 163V162H132ZM140 163V162H139ZM147 163V162H146ZM146 163H145V165H146ZM152 163V162H151ZM32 164V163H31ZM30 164V165H31ZM43 164H45V163H43ZM52 164H54V163H52ZM57 164H58V162H57ZM89 164V163H88ZM102 164V163H101ZM104 164V163H103ZM111 164V163H110ZM150 164V163H149ZM153 164V163H152ZM156 164V163H155ZM1 165V164H0ZM55 165V164H54ZM85 165V164H84ZM105 165V164H104ZM136 165V164H135ZM143 165V164H142ZM33 166V165H32ZM37 166V165H36ZM50 166V165H49ZM57 166H59V165H57ZM90 166V165H89ZM103 166V165H102ZM101 166V167H102ZM106 166H108L107 164H106ZM112 166V165H111ZM137 166V165H136ZM135 166V167H136ZM150 166V165H149ZM148 166V168H150ZM152 166V165H151ZM41 167V166H40ZM53 167V166H52ZM62 167V166H61ZM86 167V166H85ZM84 167V168H85ZM93 168H94V165L92 166ZM91 167V168H92ZM122 167H124V166H122ZM138 167V166H137ZM156 167H157V165H156ZM160 167V166H159ZM9 168V167H8ZM11 168V167H10ZM30 168V167H29ZM41 168H43V167H41ZM63 168V167H62ZM106 168V167H105ZM115 168V167H114ZM6 169V168H5ZM12 169V168H11ZM10 169V170H11ZM45 169V168H44ZM67 169V168H66ZM74 169V168H73ZM96 169V168H95ZM109 169H110V166H109ZM108 169V170H109ZM123 169V168H122ZM144 169V168H143ZM152 169V168H151ZM154 169V168H153ZM41 170V169H40ZM40 170H38V171H40ZM63 170V169H62ZM83 170V169H82ZM89 170V169H88ZM94 170V169H93ZM98 170V169H97ZM96 170V171H97ZM111 170V169H110ZM127 170V169H126ZM138 170V169H137ZM146 170V169H145ZM150 170V169H149ZM148 170V171H149ZM155 170V169H154ZM2 171V170H1ZM32 171V170H31ZM37 171V172H38ZM47 171H49V168H48V170ZM52 171V170H51ZM50 171V172H51ZM60 171H61V169H60ZM67 171V170H66ZM85 171V170H84ZM118 171V170H117ZM119 171H120V167H119ZM140 171H143V170H140ZM153 171V170H152ZM151 171V172H152ZM158 171V170H157ZM160 171V170H159ZM13 172V171H12ZM33 172V171H32ZM45 172V171H44ZM43 172V173H44ZM50 172H49V174H50ZM53 172V171H52ZM57 172H58V170H57ZM56 172V173H57ZM98 172H101V168H100V171H98ZM104 172H105V170H104ZM109 172V171H108ZM114 172V171H113ZM154 172V171H153ZM46 173V172H45ZM54 173V172H53ZM55 173V174H56ZM82 173H83V171H82ZM88 173V172H87ZM146 173V172H145ZM54 174V175H55ZM67 174V173H66ZM81 174V173H80ZM83 174H85L86 175V172H84ZM105 174H108V173H105ZM111 174V173H110ZM124 174V172L122 173V175ZM1 175V174H0ZM42 175V174H41ZM46 175V174H45ZM58 175V174H57ZM56 175V176H57ZM62 175V174H61ZM60 175V176H61ZM64 175V174H63ZM68 175V174H67ZM71 175V174H70ZM88 175V174H87ZM97 176L99 175L98 173L96 174ZM102 175V174H101ZM121 175V176H122ZM125 175H127V174H125ZM159 175H161V174H159ZM72 176V175H71ZM100 176V175H99ZM107 176H110V175H107ZM113 175H111L110 177H112ZM114 176H115V174H114ZM117 176V175H116ZM120 176V175H119ZM118 176V177H119ZM144 176V175H143ZM145 176H146V174H145ZM150 176V175H149ZM49 177V176H48ZM68 177H70V176H68ZM84 178H85V176H83ZM82 177V178H83ZM96 177V176H95ZM105 177V176H104ZM117 177V178H118ZM126 177V176H125ZM148 177V176H147ZM58 178V177H57ZM61 178H63L62 176H61ZM65 178V177H64ZM71 178V177H70ZM73 178H75V177H73ZM87 178V177H86ZM100 178V177H99ZM101 178H102V176H101ZM100 178V179H101ZM113 178V177H112ZM116 178V177H115ZM128 178V177H127ZM130 178H131V176H130ZM133 178V177H132ZM157 178V177H156ZM161 178V177H160ZM44 179V178H43ZM66 179V178H65ZM64 179V180H65ZM77 179V178H76ZM88 179V178H87ZM97 179V178H96ZM104 179V178H103ZM103 179H101L102 181H103ZM126 179V178H125ZM136 179V178H135ZM149 179V178H148ZM162 179V178H161ZM2 180V179H1ZM45 180V179H44ZM73 180V179H72ZM75 180V179H74ZM78 180V179H77ZM77 180H76V182H77ZM81 180V179H80ZM82 180H84V179H82ZM122 180V179H121ZM121 180H120V182H121ZM151 180V179H150ZM157 180H158V178H157ZM3 181V180H2ZM47 181V180H46ZM49 181H51V178H50V180ZM48 181V182H49ZM55 181V180H54ZM61 181H62V179H61ZM79 181V180H78ZM88 181V180H87ZM95 181V180H94ZM123 181V180H122ZM134 181V180H133ZM146 181H148V180H146ZM41 182V181H40ZM53 182V181H52ZM64 182V181H63ZM91 182H92V180H91ZM96 182H98L99 183V181L97 180ZM124 182V181H123ZM122 182V183H123ZM130 182H132L131 180H130ZM135 182H136V180L133 182L134 184H135ZM150 182V181H149ZM43 183V182H42ZM55 183V182H54ZM56 183H57V181H56ZM85 183V182H84ZM95 183V182H94ZM107 183V182H106ZM110 183V182H109ZM112 183V182H111ZM116 183H117V181H116ZM122 183H121V185H122ZM124 183H126V180H125V182ZM138 183V182H137ZM151 183V182H150ZM156 183V182H155ZM40 184V183H39ZM49 184H51V183H49ZM68 185H70L69 183H67ZM80 184V183H79ZM89 184V183H88ZM99 184H101V183H99ZM105 184V183H104ZM113 184V183H112ZM144 184H145V181H144ZM169 184V185H170ZM106 185V184H105ZM107 185H108V183H107ZM111 185V184H110ZM127 185V184H126ZM139 185V184H138ZM148 185H152V184H148ZM45 186V185H44ZM43 186V187H44ZM49 186V185H48ZM47 186V187H48ZM60 187H61V185H59ZM87 186V185H86ZM90 186H91V183H90ZM117 186V185H116ZM128 186V185H127ZM136 186V185H135ZM141 186V185H140ZM144 186V185H143ZM142 186V187H143ZM38 187V186H37ZM42 187V186H41ZM40 187V188H41ZM89 187V186H88ZM87 187V188H88ZM103 187H104V185H103ZM110 187V186H109ZM122 187H123V185H122ZM125 187V186H124ZM139 187V186H138ZM169 187V186H168ZM39 188V189H40ZM105 188V187H104ZM146 188H147V186H146ZM148 188H150V187H148ZM162 188V187H161ZM37 189V188H36ZM44 189V188H43ZM64 189H66V188H64ZM103 189V188H102ZM114 189V188H113ZM139 189V188H138ZM156 189V188H155ZM170 189V188H169ZM33 190V189H32ZM66 190H68V188L66 189ZM69 190H70V188H69ZM73 190H74V188H73ZM130 190V189H129ZM35 191V190H34ZM44 191V190H43ZM81 191V190H80ZM94 191V190H93ZM134 191V190H133ZM142 191V190H141ZM147 191V190H146ZM150 190H148V192H149ZM153 191V190H152ZM164 191V190H163ZM29 192V191H28ZM61 192H63V191H61ZM66 192V191H65ZM70 192V191H69ZM101 192H102V190H101ZM104 192H106V191H104ZM110 192V191H109ZM108 192V193H109ZM112 192V191H111ZM128 192V191H127ZM131 193H132V191H130ZM151 192V191H150ZM68 193V192H67ZM80 193V192H79ZM78 193V194H79ZM103 193V192H102ZM136 193V192H135ZM49 194V193H48ZM47 194V195H48ZM61 194V193H60ZM63 194H64V192H63ZM116 194V193H115ZM122 194H124V193H122ZM121 194V195H122ZM128 194V193H127ZM137 194V193H136ZM164 194V193H163ZM81 195V194H80ZM84 195V194H83ZM162 195V194H161ZM4 196V195H3ZM82 196V195H81ZM87 196V195H86ZM111 196V195H110ZM114 196V195H113ZM119 196V195H118ZM128 196V195H127ZM136 196V195H135ZM151 196V195H150ZM156 196V195H155ZM158 196V195H157ZM30 197V196H29ZM49 197V196H48ZM115 197V196H114ZM124 197H126V196H124ZM132 197V196H131ZM6 198V197H5ZM47 198V197H46ZM89 198V197H88ZM113 198V197H112ZM129 198V197H128ZM139 198V197H138ZM141 198V197H140ZM45 199V198H44ZM52 199V198H51ZM116 199H117V197H116ZM137 199V198H136ZM135 199V200H136ZM149 199V198H148ZM153 199V198H152ZM49 200V199H48ZM125 200V199H124ZM127 200H129V199H127ZM151 200V199H150ZM35 201H37L36 199H35ZM39 201H40V199H39ZM62 201V200H61ZM93 201V200H92ZM116 201V200H115ZM138 201V200H137ZM149 201V200H148ZM153 201H154V199H153ZM157 201V200H156ZM166 201V200H165ZM31 202V201H30ZM125 202V201H124ZM131 202V201H130ZM149 202H151V201H149ZM138 203V202H137ZM41 204V203H40ZM58 204V203H57ZM130 204V203H129ZM133 204V202L131 203V205ZM162 204H163V202H162ZM27 205V204H26ZM102 205V204H101ZM148 205H150V204H148ZM169 205V206H170ZM28 206V205H27ZM61 206V205H60ZM7 207V206H6ZM57 207V206H56ZM99 207V206H98ZM52 208V207H51ZM101 208V207H100ZM137 208V207H136ZM144 208V207H143ZM103 209V208H102ZM156 209V208H155ZM144 210V209H143ZM146 210V209H145ZM106 211V210H105ZM137 211V210H136ZM139 211V210H138ZM137 211V212H138ZM158 211H159V209H158ZM52 213V212H51ZM111 213V212H110ZM143 213H144V211H143ZM3 214V213H2ZM158 214V213H157ZM62 215H63V213H62ZM140 215V214H139ZM142 215V214H141ZM154 215V214H153ZM68 217V216H67ZM70 217V216H69ZM137 217V216H136ZM139 217H142V216H139ZM149 217V216H148ZM59 218H60V216H59ZM3 219V218H2ZM76 219H78V218H76ZM60 220V219H59ZM86 220H88V219H86ZM2 221V220H1ZM61 221V220H60ZM67 221V220H66ZM74 221V220H73ZM131 221V220H130ZM148 221V220H147ZM65 222V221H64ZM71 222V221H70ZM75 222V221H74ZM78 222V221H77ZM143 222V221H142ZM2 223V222H1ZM123 223H125V222H123ZM133 223V222H132ZM100 224V223H99ZM156 224V223H155ZM18 225V224H17ZM76 225V224H75ZM1 226V225H0ZM15 226V225H14ZM66 226V225H65ZM74 226V225H73ZM73 226H71V227H73ZM91 226V225H90ZM134 226V225H133ZM144 226V224L141 226L142 228H144L143 227ZM147 226H148V224H147ZM155 226V225H154ZM23 227V226H22ZM141 227H140V230H141ZM9 228V227H8ZM12 228V227H11ZM25 228V227H24ZM76 228V227H75ZM78 228H79V226H78ZM151 228V227H150ZM167 228V227H166ZM139 229V228H138ZM146 229V228H145ZM163 229V228H162ZM77 230V229H76ZM159 230V229H158ZM157 230V231H158ZM164 230V229H163ZM63 231H65V230H63ZM139 231V230H138ZM172 231V230H171ZM170 231V232H171ZM14 232V231H13ZM13 232H12V234H13ZM79 232V231H78ZM140 232V231H139ZM138 232V233H139ZM160 232H161V230H160ZM159 232V233H160ZM177 232V233H178ZM15 233V232H14ZM159 233H158V235H159ZM6 234V233H5ZM4 234V235H5ZM16 235H17V233H15ZM14 234V235H15ZM122 234V233H121ZM163 234V233H162ZM162 234H160V236L162 235ZM179 234V233H178ZM166 235L168 236V237H171V236H169V233L166 231ZM35 236V235H34ZM90 236V235H89ZM93 236V235H92ZM141 236V235H140ZM143 236H144V234H143ZM175 236H177V235H175ZM21 237V236H20ZM33 237V236H32ZM117 237V236H116ZM131 237V236H130ZM154 237V236H153ZM157 237V236H156ZM173 237V236H172ZM78 238V237H77ZM161 238V237H160ZM88 239V238H87ZM111 239V238H110ZM132 239V238H131ZM157 239H159V238H157ZM157 239H155V240H157ZM4 240V239H3ZM45 240V239H44ZM122 240V239H121ZM145 240V239H144ZM174 240V239H173ZM160 241V240H159ZM158 241V242H159ZM3 242V241H2ZM7 242V241H6ZM34 242H35V240H34ZM45 242V241H44ZM150 242V241H149ZM161 242V241H160ZM20 243V242H19ZM146 243V242H145ZM147 245H148V242L146 243ZM153 244V243H152ZM28 245H29V243H28ZM43 245H44V243H43ZM159 245V244H158ZM8 246V245H7ZM18 246V245H17ZM27 246V245H26ZM160 246V245H159ZM20 247V246H19ZM22 247V246H21ZM44 248H45V246H43ZM152 247V246H151ZM7 248V247H6ZM18 248V247H17ZM158 248H160V247H158ZM164 248V247H163ZM248 248V249H247ZM15 249V248H14ZM47 249V248H46ZM148 249V248H147ZM160 249H162V247L160 248ZM166 248H164V250H165ZM43 250V249H42ZM36 251V250H35ZM45 251V250H44ZM48 251H49V249H48ZM51 251V250H50ZM154 251V250H153ZM168 252V254H169V249L167 250ZM18 252V251H17ZM52 252V251H51ZM50 252V253H51ZM149 252V251H148ZM162 252H165V251H162ZM162 252H160V253H162ZM171 252V251H170ZM19 253H21V251L19 252ZM46 253V252H45ZM167 253H164V254H166V256H167ZM149 254H151V252L149 253ZM155 254V253H154ZM21 255V254H20ZM46 255H48V254H46ZM160 255V254H159ZM170 256H171V254H169ZM1 256V255H0ZM34 256V255H33ZM32 256V257H33ZM44 256V255H43ZM155 256V255H154ZM169 256V257H170ZM32 257H31V259H32ZM148 257V256H147ZM157 257V256H156ZM162 257H163V255H162ZM168 257V258H169ZM5 258V257H4ZM8 258V257H7ZM38 257H36V259H37ZM48 258V257H47ZM51 258L53 259V256H51ZM60 258V257H59ZM146 258V257H145ZM152 258V257H151ZM161 258V257H160ZM171 258V257H170ZM41 259V258H40ZM45 260H46V258H44ZM171 259H173V258H171ZM44 260V261H45ZM54 260V259H53ZM59 260H61V259H59ZM152 260V259H151ZM161 260V259H160ZM160 260H159V262H160ZM17 261V260H16ZM39 261V260H38ZM40 261H42V260H40ZM63 261V260H62ZM147 261V260H146ZM165 261V260H164ZM20 262V261H19ZM46 262V261H45ZM49 262H50V260H49ZM168 262L170 263L171 261H169L168 260ZM167 262V263H168ZM173 262V261H172ZM51 263H52V261H51ZM146 263H150V262H146ZM145 263V264H146ZM151 263H152V261H151ZM160 263H162V262H160ZM89 264H95V263H89ZM165 264H166V262H165Z\"/></svg>", "mask_w": 264, "mask_h": 264}]
</instances>
